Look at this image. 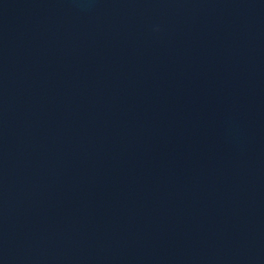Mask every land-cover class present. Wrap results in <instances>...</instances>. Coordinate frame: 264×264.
Listing matches in <instances>:
<instances>
[{
	"label": "water",
	"instance_id": "1",
	"mask_svg": "<svg viewBox=\"0 0 264 264\" xmlns=\"http://www.w3.org/2000/svg\"><path fill=\"white\" fill-rule=\"evenodd\" d=\"M0 264H264V0H0Z\"/></svg>",
	"mask_w": 264,
	"mask_h": 264
}]
</instances>
